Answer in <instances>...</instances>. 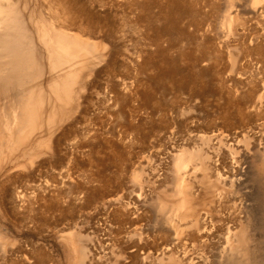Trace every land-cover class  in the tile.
<instances>
[{"label": "rangeland", "instance_id": "1", "mask_svg": "<svg viewBox=\"0 0 264 264\" xmlns=\"http://www.w3.org/2000/svg\"><path fill=\"white\" fill-rule=\"evenodd\" d=\"M11 1L34 53L29 80L0 87V264H187L161 255L170 223L192 264L223 248V264H264L254 0ZM189 213L210 218L209 237Z\"/></svg>", "mask_w": 264, "mask_h": 264}, {"label": "bare ground", "instance_id": "2", "mask_svg": "<svg viewBox=\"0 0 264 264\" xmlns=\"http://www.w3.org/2000/svg\"><path fill=\"white\" fill-rule=\"evenodd\" d=\"M7 2L6 3H4L5 2V0H4V2H2V0H0V87H4L5 86V88H6V86H8L9 84H11V79L13 80V79H15V78H17V76H18V80L17 79H15L14 81L16 82V81H19L20 80V82H22V80H23V78L24 79H27V81L29 80L28 78V76H30V74H29V70L27 71V68H31V66H30V64L28 65L27 64V62L28 63H31L30 61L31 60H29V61H27L26 62V60H25V57H27V56H29V58H30V54L31 53H34V52H32L33 50L31 49L30 50V46L28 47V46H25V45H23V43H21L22 41L20 40V43H17L18 41H17V38L19 37L18 36V33H16V32H13L12 30H14V29H18V27H19V25H17L18 27H16V25L14 26V24H13V22L14 23H16V22H19V15L17 14L18 12L16 11V9L17 8H14V4L12 3V1L11 0H6ZM56 1H58L59 3L58 4H61V0H56ZM65 1V0H64ZM68 1V0H67ZM2 2V3H1ZM63 3H65V2H63ZM69 3H70V0H69ZM68 3V4H69ZM16 5V4H15ZM18 5V4H17ZM55 5V4H54ZM62 5V4H61ZM63 6V5H62ZM64 6H67V5H64ZM69 6H70V4H69ZM68 6V7H69ZM72 6V5H71ZM74 6V5H73ZM72 6V7H73ZM19 7V6H18ZM67 7V8H68ZM253 7H254V9L252 8V12L254 13V15L256 14V15H259L260 17H262L263 19H264V0H254V2H253ZM69 8H71V7H69ZM69 8L67 9L68 10V12L70 13L71 11L69 10ZM80 9V8H79ZM72 10V9H71ZM73 11V13L75 12V10H72ZM80 11V10H79ZM251 11V10H250ZM67 11H66V13H68ZM68 13V14H69ZM73 13L71 14V16L72 17H75V16H73ZM80 13V12H79ZM76 14H77V12H76ZM54 15V14H53ZM78 15V14H77ZM21 18V17H20ZM79 19H80V17H79ZM67 20V19H66ZM71 22V24H73L74 23V21H73V19H69ZM81 20V19H80ZM80 20H78V21H80ZM76 21H77V19H76ZM75 21V23H77ZM74 23V24H75ZM20 25H22V23L20 22ZM78 25V24H77ZM22 26H20V28H21ZM23 29V28H22ZM22 29H20V31H22ZM90 29V28H89ZM19 30V29H18ZM25 32H26V30H25ZM108 32V31H107ZM27 34H28V32H27ZM26 34V35H27ZM33 35V34H32ZM25 36V35H24ZM61 38H64L65 37V35H64V33H62L61 35ZM59 36V37H60ZM108 36V35H107ZM35 38V37H34ZM60 38V39H61ZM107 38V37H106ZM33 39V38H32ZM75 40V39H74ZM17 41V42H16ZM58 41V40H57ZM30 42V41H29ZM76 44V43H75ZM29 45H30V43H29ZM81 45V44H80ZM32 46V45H31ZM81 47H82V45H81ZM86 48V47H85ZM18 50H20L23 54H20L19 52H17ZM25 52V54H24V52ZM40 52V51H39ZM86 52V51H85ZM19 54L20 56L22 55V57H18V56H15L14 57V55L15 54ZM42 53V52H41ZM16 54V55H17ZM32 55V54H31ZM11 57H13V60L12 59H10ZM4 58V59H3ZM14 58H16V59H14ZM29 66V67H28ZM32 69V68H31ZM2 74H6L5 75V77H3V75ZM7 76V77H6ZM20 76V77H19ZM25 77H27V78H25ZM11 81V82H10ZM27 81L25 82V80L23 81V82H25V83H27ZM15 82H13L14 84H15ZM17 83V82H16ZM12 85V84H11ZM11 85H9L8 87H10V89L12 88L11 87ZM7 87V88H8ZM14 87V86H13ZM9 88L8 89H6V90H10ZM251 97V96H250ZM30 99V98H29ZM33 99V98H32ZM242 112V111H241ZM240 114V113H239ZM241 115H242V113H241ZM31 116V115H30ZM232 117V116H231ZM242 117V116H241ZM224 118V117H223ZM227 118V117H226ZM228 119V118H227ZM20 120V119H19ZM23 119H21V121H22ZM233 121V120H232ZM19 123H20V121H19ZM18 123V124H19ZM23 123V122H22ZM234 123V122H233ZM238 123V122H237ZM21 124V123H20ZM22 125V124H21ZM23 126V125H22ZM21 127V126H20ZM20 130H22V128L20 129ZM20 130H18L19 132H20ZM22 132V131H21ZM234 133V132H233ZM231 133H229V135H230ZM23 135V134H22ZM222 135V134H221ZM234 135H235V133H234ZM236 135H238L237 133H236ZM231 138L233 137V136H230ZM21 139V138H20ZM225 139V138H224ZM226 140H228V139H226ZM232 144V143H231ZM227 149V148H226ZM231 151V150H230ZM220 152V151H219ZM221 153V152H220ZM224 153V152H223ZM231 153V152H230ZM233 153V152H232ZM226 154V153H225ZM180 155V154H179ZM222 156H223V154H221ZM245 155V154H244ZM228 156H230V154L228 155ZM245 156H247V155H245ZM221 157V156H220ZM174 158H176L175 159V166H176V169L178 168V169H182L183 167H186L189 163H187L188 162V160H187V158L185 159V158H181V157H174ZM227 158H229V157H227ZM246 158V157H245ZM231 159V158H230ZM190 160L191 159H189V162H190ZM197 159L195 158V161H196ZM224 160H226V159H224ZM225 162V161H224ZM228 162V161H227ZM230 162V161H229ZM232 162H234V161H232ZM234 163H236V162H234ZM220 164V163H219ZM226 164H228V163H226ZM261 164H262V162H261ZM229 165V164H228ZM231 165V164H230ZM229 165V166H230ZM255 165V164H254ZM256 165H258V163L256 164ZM227 166V165H226ZM252 166V165H251ZM251 166H249V167H251ZM231 167H233L232 165H231ZM248 167V166H247ZM254 167V166H253ZM257 168V171L260 169L259 168V165H258V167H256ZM255 168V169H256ZM261 168H263V167H261ZM184 169V168H183ZM234 169V168H233ZM233 169H231V170H233ZM254 169V168H253ZM179 170V171H180ZM250 170V169H249ZM230 171V170H229ZM254 171V170H253ZM257 171L255 170L254 172H255V174L257 173ZM261 172L262 171H264V169L262 170H260ZM184 172V171H183ZM258 172V173H260V174H262V173H264V172ZM181 173V172H180ZM185 173V172H184ZM235 173V172H234ZM259 174V175H260ZM177 175H180V174H177ZM235 175V174H234ZM237 175L239 176L237 179H235L236 181H238V182H243V181H245V176L246 177H248V175H247V173H246V175H245V173L243 172V171H240V172H238L237 173ZM184 175L183 174H181V176H179L180 178L182 177V178H184L183 177ZM264 176V175H263ZM177 177V176H176ZM235 178V177H234ZM174 179H175V177H174ZM177 179V178H176ZM249 179V178H248ZM180 179H178V181H179ZM231 180V179H230ZM247 180V179H246ZM176 181V180H175ZM231 181H233V180H231ZM248 181V180H247ZM247 181H245V183L247 182ZM179 182H182V180L181 181H179ZM175 183V182H174ZM244 183V182H243ZM250 183V182H249ZM182 183H180V185H181ZM178 186H179V184H178ZM245 186V185H244ZM252 188V187H251ZM181 189V188H180ZM249 189V188H248ZM180 192H181V190H180ZM251 192V191H250ZM144 205V204H143ZM143 205L141 206V207H143ZM176 207V206H175ZM190 214V213H189ZM190 216H192V220L190 221L192 224L190 225L191 227H192V225L195 227V233L200 237V238H206V237H209L210 236V234L212 233V231H214V230H212V228H214L213 226H212V222H211V220H209L208 219V217H207V215L205 216H197V215H194V214H190ZM166 218H168V217H166ZM183 218H187L186 216L184 217L183 216ZM175 219V218H174ZM165 220H167V219H165ZM170 220V219H169ZM171 222V221H170ZM173 222V221H172ZM178 222V221H177ZM189 222V223H190ZM169 223V222H168ZM183 223H185V222H183ZM171 225H170V227H168V226H166V228H167V230L170 228L171 229V226H175V223L173 224V223H170ZM162 225V224H161ZM164 225V224H163ZM179 225H180V223H179ZM186 225H188V223H186ZM157 226V225H156ZM189 226V225H188ZM162 227V226H161ZM173 227H172V229H173ZM175 228V227H174ZM182 228V227H181ZM190 228V227H189ZM189 228H186L185 227V229H188V230H190ZM230 228V227H229ZM172 229L169 231V232H167V231H165V232H162L163 233V235H162V237H163V239L162 240H164V242H163V245H162V247L160 248L161 249V252H162V254L161 255H163V254H166L167 252L169 253V252H174V250H177L178 252V255H179V257H180V259L182 260V261H184L185 263H187V264H192L191 262L193 261V259H192V256L190 255V253H188V246L190 247V242H188L187 240H186V242H188L189 243V245L184 241V242H182V240H184V239H182L184 236H185V234L186 233H184V231H183V233H184V235L182 236V238H181V236H180V234H179V232L177 231V229L176 230H174V231H172ZM183 229H184V227H183ZM184 229V230H185ZM192 229V228H191ZM194 229V228H193ZM162 230V229H161ZM164 231V230H163ZM180 231V230H179ZM193 231V230H192ZM191 231V232H192ZM230 232H231V230H229ZM188 232V231H187ZM194 232L192 233V234H194ZM159 233V232H158ZM182 233V234H183ZM189 233H190V231H189ZM191 234V236H193ZM195 234V235H196ZM228 234H231V233H228ZM158 235V234H157ZM161 235V234H160ZM167 235V236H166ZM232 235V234H231ZM230 235V236H231ZM187 236H188V234H187ZM225 237H227V236H225ZM233 237V236H232ZM192 238V237H191ZM224 240L226 239V238H223ZM223 239H221V240H223ZM227 239H229V237L227 238ZM193 240L194 239H190V237H189V241H192L193 242ZM206 240V239H205ZM231 240V239H230ZM199 241H201V239L199 240ZM219 241V240H218ZM228 241V240H227ZM191 242V243H192ZM195 242V241H194ZM202 242H204V241H202ZM229 242V241H228ZM218 243V242H217ZM225 244H227L226 242H225ZM229 244V243H228ZM227 244V245H228ZM222 245V244H221ZM226 246V245H225ZM224 246V247H225ZM227 247V246H226ZM159 248V247H158ZM179 248V249H178ZM192 248V247H191ZM223 248V247H222ZM221 248V249H222ZM230 248V247H229ZM221 249H219V250H221ZM227 249V248H226ZM226 249H224L223 248V254H221L220 252H218V251H216V253H215V255L217 254V252L218 253H220L221 255L219 256V255H216L217 257H219V259L221 260V261H219V264H221L220 262H222L226 257H224V255H226V253H224V250H226ZM189 250H191V249H189ZM222 251V250H221ZM226 251H230V250H226ZM225 251V252H226ZM191 252V251H190ZM233 253V252H232ZM231 253V254H232ZM160 254V253H159ZM230 254V253H229ZM230 254V257L229 256H227V257H229V258H231V257H233L232 255ZM235 255V254H234ZM238 256V255H237ZM216 257V260L218 259ZM224 258V259H223ZM229 258H226V260L227 259H229ZM245 259V258H244ZM198 261H199V259H197ZM232 260V259H231ZM204 261V260H203ZM206 261V260H205ZM207 262V261H206ZM241 262V261H240ZM201 263H202V261H201ZM234 263H236V262H234ZM233 263V264H234ZM239 263V262H238ZM237 263V264H238ZM247 263V262H246ZM204 264V263H203ZM222 264H223V262H222ZM224 264H225V262H224ZM231 264V263H230ZM241 264V263H240ZM244 264H245V262H244ZM252 264V263H251ZM256 264H257V262H256Z\"/></svg>", "mask_w": 264, "mask_h": 264}]
</instances>
